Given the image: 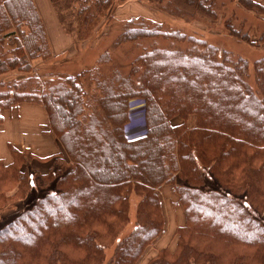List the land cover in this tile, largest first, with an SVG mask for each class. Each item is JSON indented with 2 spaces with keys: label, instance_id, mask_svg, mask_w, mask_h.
<instances>
[{
  "label": "trees",
  "instance_id": "1",
  "mask_svg": "<svg viewBox=\"0 0 264 264\" xmlns=\"http://www.w3.org/2000/svg\"><path fill=\"white\" fill-rule=\"evenodd\" d=\"M66 1L85 40L115 3ZM151 1L181 18L216 19L226 6ZM251 1L264 11L257 0L240 4ZM144 19L128 20L114 46L151 38L166 46L129 52L124 69L106 52L85 72L40 82L32 62L53 58L41 13L34 0H0V124L3 109L39 103L64 151L47 159L46 172L32 171L30 151L10 147L13 161L0 160V212L12 199L24 202L0 219V264H138L165 232V185L185 223L175 249L146 264H264V57L251 68L203 36ZM235 20L232 12L225 21L230 33L250 41ZM105 63L114 65L109 73ZM13 74L26 78L7 83ZM133 99L144 104L146 132L129 138ZM133 197L135 224L122 238Z\"/></svg>",
  "mask_w": 264,
  "mask_h": 264
},
{
  "label": "rangeland",
  "instance_id": "2",
  "mask_svg": "<svg viewBox=\"0 0 264 264\" xmlns=\"http://www.w3.org/2000/svg\"><path fill=\"white\" fill-rule=\"evenodd\" d=\"M223 1L226 3L225 8H222L224 12L222 10L218 11L217 18L212 19L203 17L200 14H195L188 18L173 16L162 9L157 2L151 0H115L110 15L102 21L98 31H96L94 35L91 33L90 37L86 40L80 35L81 26L74 6L66 0L54 3L55 14L62 25L67 31L71 32V34L75 35L76 32V48L73 53L54 56L47 61L41 59L35 60L34 71L37 75V79L41 82L49 78L57 79L59 76L76 75L80 72H85L96 66L99 58L106 52L110 53L113 63L122 66L124 69L131 60V57L128 56L129 52L134 51L138 53L143 47L152 44L166 46L168 41L161 38L156 40L153 38L146 39L140 44L127 43L119 47L114 46V42L118 39L124 24L128 20L138 19L141 21V19L144 18L146 22L155 21L161 23L163 27L168 30H184L187 33H192L200 37L203 36L211 43L220 45L223 49L231 51L235 58H245L252 68L257 59L264 57V11L257 9L253 1H251L252 5H250V7H245L240 4V0H222V2ZM257 1L264 6V0ZM232 12L236 13V25L233 28L243 33L241 36L248 33L251 36L250 41L244 40L238 36L235 37L226 27L225 21ZM241 23H243V26L240 30ZM10 43L11 41L8 38L7 44ZM37 61L39 63H37ZM40 63L41 65H39ZM113 67L114 65L112 63L100 65L101 71L107 73H109ZM25 78L26 75L13 74L7 77L6 81L7 83H12V81L16 79H18L17 81H21ZM143 112L144 104L142 100L133 99L130 110L131 121L128 128H126L127 133H129L128 136H140L144 132ZM178 120L179 118H175L173 124L176 125V121ZM179 121L182 123L181 119ZM192 122L193 119L190 121V124ZM209 181L213 186H217L212 178H210ZM43 191L42 189L36 190L34 196L43 193ZM161 198L164 213L166 215L165 232L153 247L144 254L138 264H146L150 258L157 255V253L164 248L174 250L178 241L176 229L178 226L184 225L185 223L184 212L177 204L179 197L171 191L170 185H165L162 188ZM132 201L133 208L131 211V220L121 234L122 238L133 229L135 224V206L136 202H138V198L133 197ZM23 205L24 202L19 200V198L12 199V201H9L7 206L0 212V219L1 217H8V215L14 211L13 209L17 208L16 206L21 208ZM111 253L112 248L108 250V254Z\"/></svg>",
  "mask_w": 264,
  "mask_h": 264
},
{
  "label": "crops",
  "instance_id": "3",
  "mask_svg": "<svg viewBox=\"0 0 264 264\" xmlns=\"http://www.w3.org/2000/svg\"><path fill=\"white\" fill-rule=\"evenodd\" d=\"M34 1L45 23L53 57L73 53L76 48V32L75 35L71 34L62 25L55 14V5L50 0ZM2 115L0 160L5 163L13 161L10 147H14L20 151H30L34 155L31 164L33 171L46 172L51 165L47 159L64 152L62 144L49 129L48 116L43 105L24 102L10 109H3ZM179 120L176 121L177 124H181Z\"/></svg>",
  "mask_w": 264,
  "mask_h": 264
}]
</instances>
